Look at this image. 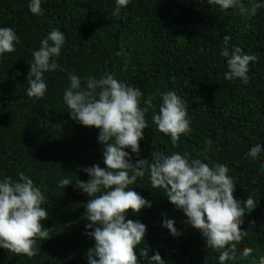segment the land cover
Listing matches in <instances>:
<instances>
[{"label": "trees", "instance_id": "16d2710c", "mask_svg": "<svg viewBox=\"0 0 264 264\" xmlns=\"http://www.w3.org/2000/svg\"><path fill=\"white\" fill-rule=\"evenodd\" d=\"M244 2L247 6L249 0ZM29 3L0 0V28L14 29L19 38L15 52L0 55V180H18L19 172L33 180L45 196L42 207L49 215L41 223L50 233L47 240L37 239L38 254L32 258L0 248V264H89L87 252L95 241L86 232L94 229H87L89 221L82 219L89 197L75 183L90 179L85 167L106 165L99 129L71 119L64 103L73 72L82 86L85 77L109 73L141 90L148 127L138 155L125 149L131 163L151 162L154 152L187 153L190 160L210 167L226 164L235 182L234 198L246 201L251 195L257 206L242 217L241 230L250 232L237 245L238 253L252 248V256L225 264H251L264 256V152L246 155L256 144L264 147V8L250 16L238 9L221 11L208 0H130L114 15L115 0H41L43 14L37 16ZM54 28L65 35L60 56L53 58L59 67L44 73V97L29 98L32 54ZM225 36L231 37L229 51L240 47L257 57L249 64L248 84L224 78ZM167 91L185 101L191 121V131L176 146L152 121ZM149 96L151 106L144 103ZM63 178L73 183L61 188ZM129 187L152 205L126 216L146 226L140 247L147 246L149 258L159 252L165 264H219V252L207 248L202 234L185 223L187 217L169 202L164 189L152 188L147 172ZM165 218L175 221L179 236L162 227ZM140 250H135L138 264H149Z\"/></svg>", "mask_w": 264, "mask_h": 264}, {"label": "clouds", "instance_id": "9594fccd", "mask_svg": "<svg viewBox=\"0 0 264 264\" xmlns=\"http://www.w3.org/2000/svg\"><path fill=\"white\" fill-rule=\"evenodd\" d=\"M130 0H115L113 14L119 15ZM221 11L238 9L240 14L255 16L264 8V3L249 0H208ZM29 11L33 15H42L41 0H30ZM230 36L223 38L224 48L221 55L227 58L228 71L226 80L240 79L249 82V64L257 57L245 54L240 47L229 51L227 45ZM19 38L12 28H0V55L16 51ZM65 43V35L58 29H52L41 41L38 50L33 52V61L27 75V92L29 98L44 97L47 85L44 73L56 71L58 63L53 59L59 57ZM69 87L65 90L63 100L71 114V119L87 128L99 129L98 141L104 145L103 163L85 167L83 171L90 179L78 181L76 187L83 190L89 199L82 219L89 223L86 232L94 239L95 247L87 252L89 264H138L135 250L139 247L140 257H147L149 264H165L159 252L149 258V249L144 244L146 226L131 219L126 220L129 211L139 214L151 202L130 188L137 178H143L147 172L154 189H164L169 202L187 217L186 224L198 230L207 243V248L219 252V264L226 261L248 260L253 249L245 247L238 253L237 245L249 234L250 230H241L242 217L245 212L255 209L257 202L248 195L246 201L234 198L235 182L228 175L226 164L210 167L200 159H189L188 154L162 153L152 154V161L137 159L131 163V157L125 149L139 154V142L148 127L145 114L147 108L140 107L142 92L105 73L99 79L95 76L81 78L74 72L68 74ZM162 103L159 114H153L152 121L158 131L170 136L173 146L177 145L181 135L191 131L190 119L185 101L175 91L161 94ZM149 96L144 103L152 105ZM111 141V142H110ZM206 143L211 145V139ZM264 152V147L256 144L246 154L256 157ZM264 171V166H262ZM71 182L68 178L59 180V187L65 188ZM45 196L39 187L23 172L18 173V180L5 177L0 180V248L17 256L32 258L38 254L37 239H49L50 231L43 228L42 221L48 219V211L42 205ZM243 203V207L241 206ZM246 209V210H245ZM254 221H250L254 225ZM175 221L165 218L162 227L169 230L173 237L181 233L176 229ZM251 264H264V256L252 259Z\"/></svg>", "mask_w": 264, "mask_h": 264}]
</instances>
